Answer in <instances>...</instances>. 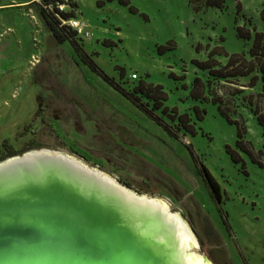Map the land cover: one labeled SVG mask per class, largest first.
Segmentation results:
<instances>
[{
  "label": "rangeland",
  "instance_id": "1",
  "mask_svg": "<svg viewBox=\"0 0 264 264\" xmlns=\"http://www.w3.org/2000/svg\"><path fill=\"white\" fill-rule=\"evenodd\" d=\"M27 2L0 0V146L6 143L14 156L61 154L166 202L168 213L199 237L190 253L210 264H264L262 129L241 99L230 104L238 106L232 119H245V140L261 153L262 166L240 151L244 166L235 164L227 148L237 150L236 126L212 103L189 97L194 79L206 73L197 63L213 52L224 65L220 48L247 53L251 41L239 39L236 27L262 32L264 0H225L222 9L193 8L189 0H130L135 12L118 1L98 8L95 0H75L76 17L65 24L79 30L85 53L106 75L122 81V68L129 86L133 75L161 85L165 107L191 114L196 134L179 138L91 71L68 42L57 44ZM230 82L243 88L249 79ZM222 84L229 85L215 81L214 90ZM263 89L259 82L255 90ZM194 106L205 109L203 120L195 118Z\"/></svg>",
  "mask_w": 264,
  "mask_h": 264
},
{
  "label": "water",
  "instance_id": "2",
  "mask_svg": "<svg viewBox=\"0 0 264 264\" xmlns=\"http://www.w3.org/2000/svg\"><path fill=\"white\" fill-rule=\"evenodd\" d=\"M185 256L155 199L49 150L0 162V264H186Z\"/></svg>",
  "mask_w": 264,
  "mask_h": 264
},
{
  "label": "trees",
  "instance_id": "3",
  "mask_svg": "<svg viewBox=\"0 0 264 264\" xmlns=\"http://www.w3.org/2000/svg\"><path fill=\"white\" fill-rule=\"evenodd\" d=\"M95 1L98 8L104 7L107 2L118 1L120 5L128 7L131 12L136 11L131 5L130 0ZM224 2L225 0H189V3L193 8L209 6L222 9L224 7ZM27 3L26 8L33 9L57 44L68 42L72 46L74 53L83 59L91 71L95 72V74L111 85L136 108L154 120L165 131H167L169 135L179 138L178 135L182 132L191 135L196 134L191 114H182L175 108L169 109L164 106V102L167 101L168 95L161 85L147 83L146 81L137 78L135 75L133 78L128 76L131 81H133L129 86L127 83L123 82L125 81V72L122 68H118L120 71L119 77L122 81L119 80L117 82L115 79L106 75L93 59L85 53L83 49V39L78 37L79 30L65 24V22L76 17L75 9L77 8V3L75 0H40V2L28 0ZM60 6H69V9H60ZM260 18L264 25V8L260 11ZM236 34L239 39L245 42L251 41L247 53L228 54L223 48H220V54H223L226 58L224 65L217 62L212 57L213 52L210 54V58L206 62L197 63L200 69L204 70L206 73L204 78L196 77L194 79L189 97L193 100L201 101V103H212L217 107L220 115L224 119L236 126L237 150L235 151L231 148H227V152L235 164L242 163L244 166V162L237 153V151H240L247 154L253 163L262 166L259 161L261 153H255L252 145L245 140V135L247 133L245 119L240 114L238 115V119L233 120L232 116L237 114L236 109L238 106L236 105L235 109L231 110L230 104L235 103L236 99H241L240 101H243L246 105V107L243 108H247V110L252 113L264 134V89L258 92L255 90L259 82L264 85V29L262 32H256L255 29L246 26H237ZM242 78L249 79L247 85H242L243 88L236 87V83L230 82L238 81ZM215 81H224L229 83V85L222 84V89L214 90L213 86ZM245 89L250 92L244 94V91H246ZM240 94H243L244 96L240 97ZM158 111H161L160 115L156 114ZM193 112L198 121L204 119L206 113L205 109L200 106H194ZM166 116L169 121L166 119ZM8 149L9 146L6 147V143L0 146V162L15 155L16 152L8 151ZM205 173L213 186L214 182L208 171L205 170Z\"/></svg>",
  "mask_w": 264,
  "mask_h": 264
},
{
  "label": "bare ground",
  "instance_id": "4",
  "mask_svg": "<svg viewBox=\"0 0 264 264\" xmlns=\"http://www.w3.org/2000/svg\"><path fill=\"white\" fill-rule=\"evenodd\" d=\"M162 210L167 211V204L164 201L156 200ZM172 218H174V222L177 227L178 239L180 242V246L186 252L185 263L186 264H203L201 257L190 253V249L193 248L194 245L197 244L195 240V236L191 232L188 224H186L183 219L178 215L170 214Z\"/></svg>",
  "mask_w": 264,
  "mask_h": 264
},
{
  "label": "flooded vegetation",
  "instance_id": "5",
  "mask_svg": "<svg viewBox=\"0 0 264 264\" xmlns=\"http://www.w3.org/2000/svg\"><path fill=\"white\" fill-rule=\"evenodd\" d=\"M29 149V148H28ZM206 175V174H205ZM207 178V177H206ZM209 180H208V178H207V182H208ZM209 183H210V181H209ZM211 184V183H210ZM212 185V184H211ZM213 187L215 188V185L213 184ZM190 228V230H191V232L193 233V235L194 236H197V238H199L198 237V235H197V233H196V231H195V229L193 228V226L192 227H189Z\"/></svg>",
  "mask_w": 264,
  "mask_h": 264
},
{
  "label": "built area",
  "instance_id": "6",
  "mask_svg": "<svg viewBox=\"0 0 264 264\" xmlns=\"http://www.w3.org/2000/svg\"><path fill=\"white\" fill-rule=\"evenodd\" d=\"M133 77H135V75H133Z\"/></svg>",
  "mask_w": 264,
  "mask_h": 264
}]
</instances>
